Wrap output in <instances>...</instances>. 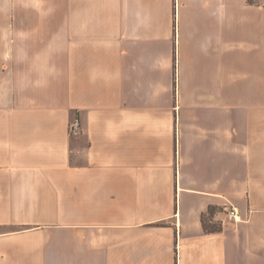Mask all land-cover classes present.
Returning <instances> with one entry per match:
<instances>
[{
	"label": "crops",
	"instance_id": "crops-1",
	"mask_svg": "<svg viewBox=\"0 0 264 264\" xmlns=\"http://www.w3.org/2000/svg\"><path fill=\"white\" fill-rule=\"evenodd\" d=\"M0 264H264V0H0Z\"/></svg>",
	"mask_w": 264,
	"mask_h": 264
},
{
	"label": "built area",
	"instance_id": "built-area-1",
	"mask_svg": "<svg viewBox=\"0 0 264 264\" xmlns=\"http://www.w3.org/2000/svg\"><path fill=\"white\" fill-rule=\"evenodd\" d=\"M69 132L71 136H77L82 132L81 122L79 120L73 121L69 126ZM227 222L237 223L241 221L238 208L229 206L226 208Z\"/></svg>",
	"mask_w": 264,
	"mask_h": 264
},
{
	"label": "trees",
	"instance_id": "trees-1",
	"mask_svg": "<svg viewBox=\"0 0 264 264\" xmlns=\"http://www.w3.org/2000/svg\"><path fill=\"white\" fill-rule=\"evenodd\" d=\"M203 225H204L205 230H208L210 232L219 230L217 227L208 225V222L207 220H205V218L203 219Z\"/></svg>",
	"mask_w": 264,
	"mask_h": 264
},
{
	"label": "rangeland",
	"instance_id": "rangeland-1",
	"mask_svg": "<svg viewBox=\"0 0 264 264\" xmlns=\"http://www.w3.org/2000/svg\"><path fill=\"white\" fill-rule=\"evenodd\" d=\"M258 99H259L258 101L261 102V99H263V98H258ZM252 101L256 102V98H252Z\"/></svg>",
	"mask_w": 264,
	"mask_h": 264
}]
</instances>
